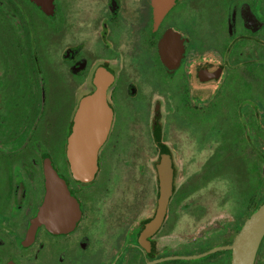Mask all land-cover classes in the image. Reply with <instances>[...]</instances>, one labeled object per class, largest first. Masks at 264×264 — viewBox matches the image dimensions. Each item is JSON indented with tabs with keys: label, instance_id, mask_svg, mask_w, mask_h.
<instances>
[{
	"label": "flooded vegetation",
	"instance_id": "1",
	"mask_svg": "<svg viewBox=\"0 0 264 264\" xmlns=\"http://www.w3.org/2000/svg\"><path fill=\"white\" fill-rule=\"evenodd\" d=\"M263 204L264 0H0V264H232Z\"/></svg>",
	"mask_w": 264,
	"mask_h": 264
},
{
	"label": "water",
	"instance_id": "2",
	"mask_svg": "<svg viewBox=\"0 0 264 264\" xmlns=\"http://www.w3.org/2000/svg\"><path fill=\"white\" fill-rule=\"evenodd\" d=\"M101 93L82 101L76 116L75 131L71 137V161L75 173L85 178L93 171L96 154L104 141V130L91 129L94 123L84 122V116L99 117L103 113ZM264 238V204L247 221L230 248L233 250L232 264H254L257 250Z\"/></svg>",
	"mask_w": 264,
	"mask_h": 264
}]
</instances>
